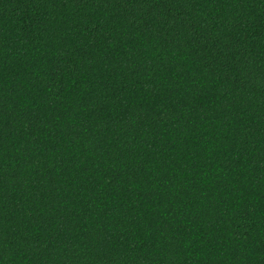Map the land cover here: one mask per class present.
I'll use <instances>...</instances> for the list:
<instances>
[{"label": "trees", "instance_id": "16d2710c", "mask_svg": "<svg viewBox=\"0 0 264 264\" xmlns=\"http://www.w3.org/2000/svg\"><path fill=\"white\" fill-rule=\"evenodd\" d=\"M0 264H264V0H0Z\"/></svg>", "mask_w": 264, "mask_h": 264}]
</instances>
